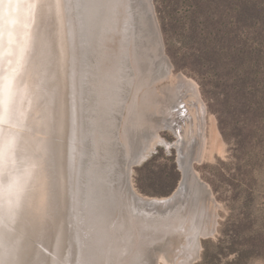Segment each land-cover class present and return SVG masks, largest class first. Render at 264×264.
I'll use <instances>...</instances> for the list:
<instances>
[{"label": "bare ground", "instance_id": "bare-ground-1", "mask_svg": "<svg viewBox=\"0 0 264 264\" xmlns=\"http://www.w3.org/2000/svg\"><path fill=\"white\" fill-rule=\"evenodd\" d=\"M14 1L19 25L5 37L0 33V51L11 49L13 56L0 72L5 96L28 48L31 33L22 23L35 18L37 8L39 32L48 41L30 65L33 73L48 64L41 81L29 76L32 90L20 75L11 89L16 104H0L2 115L15 108L11 117L20 125L26 101L40 104L36 121H27L38 133L28 136L39 138L35 151L31 157L23 149L22 163L15 162L12 205L6 199L7 224L23 202L29 213L28 258L34 260L36 237L52 218V264H193L202 238L217 231L219 215L211 185L196 168L207 150V107L194 79L174 77L154 0H39L34 9L36 0ZM21 138L16 133L9 140L14 145ZM159 144L176 150L182 177L171 194L147 196L134 184L133 166ZM10 156L20 159L16 151ZM7 173L4 192L12 181Z\"/></svg>", "mask_w": 264, "mask_h": 264}, {"label": "rangeland", "instance_id": "rangeland-1", "mask_svg": "<svg viewBox=\"0 0 264 264\" xmlns=\"http://www.w3.org/2000/svg\"><path fill=\"white\" fill-rule=\"evenodd\" d=\"M154 3L174 77L194 79L207 107V150L196 168L211 185L219 215L193 264H264V113L249 107L240 71L264 70V33L239 23L247 15L232 0ZM149 154L133 166L135 186L147 196L171 194L182 177L176 150L159 144Z\"/></svg>", "mask_w": 264, "mask_h": 264}, {"label": "water", "instance_id": "water-1", "mask_svg": "<svg viewBox=\"0 0 264 264\" xmlns=\"http://www.w3.org/2000/svg\"><path fill=\"white\" fill-rule=\"evenodd\" d=\"M14 3H15L14 0H0V33L2 34L3 32H5L2 37H5L6 34L9 33L8 28L16 27V25L18 27L19 25V17H18L19 11L18 10L14 11L12 7ZM37 4L39 7V0H36L33 2V9L35 8V6H37ZM39 22H40V13H39V9L37 8L36 13H35V18H32L30 22L24 21L22 23L23 29H25L26 31H29V33H31L32 35L31 34L28 35V38H29L28 48L26 47L25 52H24L25 58H23V63L20 68L18 79H15L14 78L15 76L12 77L13 86H14V81L15 80L18 81L21 75L23 82H25L23 84H26V86H28L29 89L32 88V90H34L33 82L27 80L29 76L30 77L35 76L36 81L38 83L41 81V77L43 78L45 74V71L47 69L46 65L48 64H44L45 67L43 66V64H41L40 66L38 64V68L34 66L33 73H31L33 66L30 67V65L33 62L37 61V58L42 55V53L39 51V44L40 45L42 44V48H44L46 44L48 48V41L46 37L44 36L42 32H39V29H40ZM4 23L7 24V29L3 28ZM20 33L22 34L23 37H26L25 38V41H26L27 34L24 32H20ZM13 35L14 37L16 36L15 33H13ZM4 41L5 40L0 39V48L4 47V44H5ZM9 50L10 52H7L6 50L4 54H3V50L0 51V57H2V55L5 56L4 57L5 59L1 58L2 60V65H0L1 73L5 72L4 70L5 66L11 65L10 62L13 56L11 58L12 51L11 49ZM26 57H27V60H24L26 59ZM24 62H26L25 65H24ZM41 68L45 69L44 72L42 70V73H41ZM37 71L38 72L40 71V74H37ZM9 75L12 76V71H10ZM2 79L3 78L1 77L0 83ZM44 81H45V77H44ZM13 86L8 84V87H10L9 95L5 96V92H3L4 86L0 85L1 87L0 104L1 105L7 106L9 104H12V102L14 101L15 99L14 92H12L11 90L13 89ZM49 88L51 90L50 86ZM42 89H43L42 91L44 92V87H42ZM49 94L50 92H47L45 99L47 98ZM39 95H40V91H39ZM35 97L37 99L38 97L37 93ZM48 99L50 100V97H48ZM27 102L28 101H26L25 103L26 111L24 113L25 125H20L17 122L18 121L17 117H11L12 114H15L14 107H13V110H9L8 108H5V110L7 111L5 115H2L0 113V186L2 185L1 182L4 177V173L8 172L7 174L9 177H11V180H12L10 182L11 183L10 185L4 184L5 185L4 188L6 189L5 192L3 190H0V264H25L27 260H28V263L30 262L29 264H32V261H34L33 264H52V260H53V256H52L53 247L56 242L54 233L57 228L52 218L48 220V225L45 226L43 230L39 232L38 237H36L35 242L38 239V241L36 242L38 244V247L34 251L35 252V255L33 257L34 260L33 259L31 260V258H28L29 257L28 255L29 245L27 244L30 239H29V234H26V231L28 232L26 217H29V213L28 211L26 212L24 202H23L24 208H23V203H22V205L17 209V211H15L16 212L15 214H17L16 217L18 218L15 221L12 219L13 222L15 223V226H14L15 231L12 228V225L14 223L12 224L11 221H8V224H7V220L10 219L11 217L8 216L9 205L6 199L11 198V205H12L11 190L13 189V185H14L13 183L15 180V179L13 180V177L17 174L16 172L14 173L13 171L14 169L18 167V166H15V162L18 164L22 163L21 160L23 158L22 157L23 149H26L27 152L32 157V154L35 151L34 149L36 147L37 140L39 139V138H36L35 140L29 139L28 136H31L35 132L37 133V130L34 131L33 129L28 127L27 121H29V123L36 121L35 116L33 114L36 113V109L40 106V104L39 102H34V105L32 106L30 102L28 104ZM14 104H16V100L14 101ZM19 111L20 110H18L16 114H18ZM16 133L18 137L20 138L23 137V139L21 138L20 141L17 140V142L13 145V143L10 142L9 137L13 138V136ZM6 143H10V144H7V149L4 153V146L6 145ZM15 151L17 152V156L20 157L19 161H16L14 156L13 157L10 156L12 155L13 152L15 153ZM2 153H4V155H2ZM13 173H14V176H13ZM7 174L5 175L7 176ZM25 228L26 230H24Z\"/></svg>", "mask_w": 264, "mask_h": 264}, {"label": "trees", "instance_id": "trees-1", "mask_svg": "<svg viewBox=\"0 0 264 264\" xmlns=\"http://www.w3.org/2000/svg\"><path fill=\"white\" fill-rule=\"evenodd\" d=\"M232 2L238 14L247 15L246 20L238 18L239 23L248 21L258 33H264V0H232ZM254 68L255 66H252V69L240 70L245 76L241 90H246L249 107H258V111L264 113V70Z\"/></svg>", "mask_w": 264, "mask_h": 264}]
</instances>
